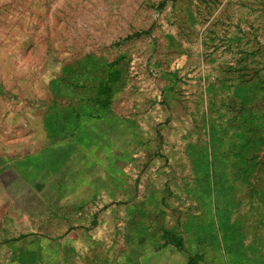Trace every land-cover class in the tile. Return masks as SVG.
<instances>
[{
	"label": "rangeland",
	"instance_id": "374dc122",
	"mask_svg": "<svg viewBox=\"0 0 264 264\" xmlns=\"http://www.w3.org/2000/svg\"><path fill=\"white\" fill-rule=\"evenodd\" d=\"M189 257L264 264V0H0V264Z\"/></svg>",
	"mask_w": 264,
	"mask_h": 264
},
{
	"label": "trees",
	"instance_id": "16d2710c",
	"mask_svg": "<svg viewBox=\"0 0 264 264\" xmlns=\"http://www.w3.org/2000/svg\"><path fill=\"white\" fill-rule=\"evenodd\" d=\"M46 122H51V117H50V116H47V117H46ZM176 246H177L178 249L183 250V246H182V243H181V240H180V239H178V240L176 241ZM186 264H197V263H196L195 258H193V257H189V258L187 259Z\"/></svg>",
	"mask_w": 264,
	"mask_h": 264
},
{
	"label": "crops",
	"instance_id": "0c3cea01",
	"mask_svg": "<svg viewBox=\"0 0 264 264\" xmlns=\"http://www.w3.org/2000/svg\"><path fill=\"white\" fill-rule=\"evenodd\" d=\"M186 264V263H185Z\"/></svg>",
	"mask_w": 264,
	"mask_h": 264
}]
</instances>
